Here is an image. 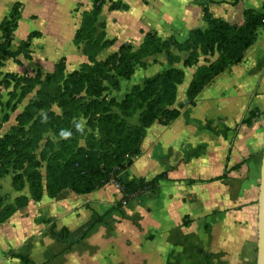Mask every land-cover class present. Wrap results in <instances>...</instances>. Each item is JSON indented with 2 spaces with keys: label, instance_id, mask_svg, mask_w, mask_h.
Listing matches in <instances>:
<instances>
[{
  "label": "crops",
  "instance_id": "1",
  "mask_svg": "<svg viewBox=\"0 0 264 264\" xmlns=\"http://www.w3.org/2000/svg\"><path fill=\"white\" fill-rule=\"evenodd\" d=\"M233 1L128 0L145 25L126 28L184 40L207 28L205 7L237 25L247 10L264 13V0ZM263 149L264 23L240 62L169 124L148 128L140 155L119 178L167 172L155 190L120 208L113 180L89 194L30 202L0 224V264H256ZM54 228L68 234L63 247L73 243L60 255Z\"/></svg>",
  "mask_w": 264,
  "mask_h": 264
},
{
  "label": "trees",
  "instance_id": "2",
  "mask_svg": "<svg viewBox=\"0 0 264 264\" xmlns=\"http://www.w3.org/2000/svg\"><path fill=\"white\" fill-rule=\"evenodd\" d=\"M238 2L233 1L234 4ZM204 13L206 29H193L183 44L174 41L179 51L188 53L183 65L195 67L186 90L188 104L195 101L211 80L243 59L245 51L255 42L264 18V13L247 10L244 22L237 25L213 17L207 7ZM91 15L95 12L88 16ZM11 16L12 21L2 24L0 66L12 55L10 46L17 18H13V13ZM128 48L121 46L105 61L84 65L69 74H64L57 65L55 72L48 74L44 81L15 78L27 87L23 95L36 85L41 88L18 117V125L0 137V178L12 169L14 191H27L7 204L0 195V224L44 196L89 194L112 180L120 186L122 198L116 204L120 208L152 192L159 181L168 178L167 172L139 181H125L119 175L140 155L148 128L154 124L167 125L180 115L186 103H177L178 88L185 80V71L173 66L181 58L171 53L169 44L156 35L147 34L135 53ZM163 50L168 56V69L142 86H133L122 100L109 95V86L119 87L118 78L129 79L134 73V56L138 54L136 59H141ZM51 87L57 91L61 113L50 112L32 121V112L43 108L42 101Z\"/></svg>",
  "mask_w": 264,
  "mask_h": 264
},
{
  "label": "rangeland",
  "instance_id": "3",
  "mask_svg": "<svg viewBox=\"0 0 264 264\" xmlns=\"http://www.w3.org/2000/svg\"><path fill=\"white\" fill-rule=\"evenodd\" d=\"M127 2L128 0H0V36L4 27L2 24L12 21L11 14H14L13 18H17L10 46L12 55L6 57L0 66V137H4L12 127L18 125V117L25 112L41 88L36 85L23 95L27 87L24 82L18 83L16 77L39 78L44 81L48 74L55 72L57 65L64 70V74H69L80 70L84 65L105 61L121 46H129L127 50L135 53L147 34L166 41L169 51L181 58L173 66L185 71V80L178 88V95L179 99L186 97L195 67L183 65L188 53L179 51L174 41L183 44L188 38L180 40L175 36L163 37L154 30L143 32L141 37L139 27H133V31H129L126 28L128 23L137 22L139 26L145 25V21L141 19L142 13H138L136 5L130 11ZM94 12L95 15L88 16ZM137 55L133 57L132 76L129 79L118 78L120 82L117 89L109 86L108 93L111 97L122 100L133 86H142L145 81L170 67L165 50L141 59H136L139 57ZM56 100L57 91L55 87H51L42 101L43 108L32 112V121L50 112L60 114V101ZM136 120L137 118L134 119ZM14 175L12 169H8L0 178V195L5 198L6 204L27 193L14 191ZM65 233L64 230L53 229L58 243L68 239V234ZM60 243V248H57L60 249L59 255L70 250L73 244L65 243L63 247V242Z\"/></svg>",
  "mask_w": 264,
  "mask_h": 264
},
{
  "label": "water",
  "instance_id": "4",
  "mask_svg": "<svg viewBox=\"0 0 264 264\" xmlns=\"http://www.w3.org/2000/svg\"><path fill=\"white\" fill-rule=\"evenodd\" d=\"M260 187L258 197V220H257V259L256 264H264V149L260 172Z\"/></svg>",
  "mask_w": 264,
  "mask_h": 264
},
{
  "label": "built area",
  "instance_id": "5",
  "mask_svg": "<svg viewBox=\"0 0 264 264\" xmlns=\"http://www.w3.org/2000/svg\"><path fill=\"white\" fill-rule=\"evenodd\" d=\"M262 23H264V18L262 19ZM126 204V203H125Z\"/></svg>",
  "mask_w": 264,
  "mask_h": 264
}]
</instances>
